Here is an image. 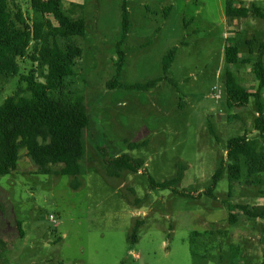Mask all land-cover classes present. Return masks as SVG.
<instances>
[{
    "label": "rangeland",
    "instance_id": "obj_1",
    "mask_svg": "<svg viewBox=\"0 0 264 264\" xmlns=\"http://www.w3.org/2000/svg\"><path fill=\"white\" fill-rule=\"evenodd\" d=\"M127 0L131 23L125 44L122 80L147 82L161 77L165 53L176 47L169 77L146 91L110 89L116 42L121 33L122 0H63L83 4L84 34H61L82 48L74 64L85 97L90 124L79 175L43 174L20 151L18 169L0 175V234L7 248L0 264H193L190 236L199 254L214 253L223 264H260L264 255V217L249 218L239 204L264 211L260 183L242 179L229 190L227 170L208 193L212 175L226 159L228 140L246 135L264 148V135L254 127L255 98L229 99L227 69L251 91L258 87L253 62L264 41V16L229 25L225 0ZM257 4L264 15V0ZM26 20L35 16L31 0H11ZM171 6L166 17V7ZM239 46L240 60L227 64L225 47ZM11 77L0 76V104L13 94L29 96L25 78L41 68L27 53ZM221 90L219 97L214 96ZM264 100V87L262 89ZM213 131L211 133L210 131ZM148 141L130 147L131 142ZM106 154L107 156H104ZM128 154L143 158L139 171L108 175L106 160ZM182 171L173 187H152ZM80 185L75 188L74 182ZM225 200V202H224ZM238 214V224L229 222ZM54 215L58 223L50 219ZM141 221L136 242L131 239ZM17 221L24 236L18 235ZM237 248L238 257L231 251ZM201 264L205 262L200 261ZM207 264H218L209 260Z\"/></svg>",
    "mask_w": 264,
    "mask_h": 264
},
{
    "label": "trees",
    "instance_id": "obj_2",
    "mask_svg": "<svg viewBox=\"0 0 264 264\" xmlns=\"http://www.w3.org/2000/svg\"><path fill=\"white\" fill-rule=\"evenodd\" d=\"M35 16L29 22L21 10L11 3V0H0V76L11 77L19 70V59L27 53L37 67L41 68L25 76L28 82L29 96L13 94L7 96L0 104V175L10 174L18 169L20 151L24 150L43 174H70L82 173L81 163L85 155L86 132L90 124V116L86 110L85 97L78 90V85L85 78H75L74 64L81 56L82 48L75 40L69 39L62 45L58 39L61 34H84L86 20L84 18L83 4L63 0H31ZM121 33L116 42L117 61L114 72L105 80V86L110 89H127L146 91L154 88L163 80L176 83L169 77V69L175 58L177 48L169 49L162 59L161 77L150 79L147 82L128 83L122 80L125 65V54L122 46L125 44L131 23L127 10V0L121 5ZM166 17L171 6L166 7ZM225 14L230 24L236 19L262 18V9L255 3L249 6H236L234 0H227ZM231 25V24H230ZM240 60L239 46L230 43L225 47V61L227 64H237ZM253 72L258 80V87L251 91L243 86L235 71L227 69L225 73V88L229 99L243 103L253 96L255 98L257 116L254 127L264 135V100L262 89L264 87V41L259 45L257 56L252 65ZM213 133V131H210ZM148 141L131 142L129 146H145ZM104 156H107L104 154ZM108 175L118 176L123 171H139L145 166L143 158H132L122 154L117 158L106 160ZM228 173L229 190L239 180H252L260 183L261 196H264V148H259L246 137L236 135L227 143V156L222 159L212 175L208 193L212 194L216 184ZM182 177L180 170L171 179L156 182L149 176L152 187H173L179 195H189L186 192L174 189ZM79 181L74 182L77 188ZM225 202V200H224ZM240 210L249 218L264 217V211L250 204H239ZM0 211L6 213L5 205L0 200ZM238 214L230 213V224H238ZM18 235L24 236L21 222L17 221ZM141 221L135 224L131 239L136 242L137 232ZM201 235L194 231L190 236L191 255L193 264H207L215 260L223 264V257L214 253L199 254L195 239ZM7 248V242L0 234V258ZM239 251L233 248L231 258L238 257ZM260 264H264L263 260Z\"/></svg>",
    "mask_w": 264,
    "mask_h": 264
},
{
    "label": "crops",
    "instance_id": "obj_3",
    "mask_svg": "<svg viewBox=\"0 0 264 264\" xmlns=\"http://www.w3.org/2000/svg\"><path fill=\"white\" fill-rule=\"evenodd\" d=\"M192 1H193V0H192ZM226 1H227V0H225V4H224V12H225ZM234 1H235V5H236V6H249V4L245 2V0H234ZM219 2H220V6H221V1L219 0ZM225 19H226V21H227L226 14H225ZM240 20H241V19H236L234 22H231L230 24H231V25H234L233 23L237 24L238 21H240ZM227 23H228V21H227ZM228 24H229V23H228ZM230 24H229V25H230ZM37 171H38V169H37Z\"/></svg>",
    "mask_w": 264,
    "mask_h": 264
},
{
    "label": "built area",
    "instance_id": "obj_4",
    "mask_svg": "<svg viewBox=\"0 0 264 264\" xmlns=\"http://www.w3.org/2000/svg\"><path fill=\"white\" fill-rule=\"evenodd\" d=\"M221 90H219L218 92L215 93L214 96L216 97H219L221 95ZM49 219L54 223V224H57L58 223V220L57 218L54 216V215H50Z\"/></svg>",
    "mask_w": 264,
    "mask_h": 264
}]
</instances>
